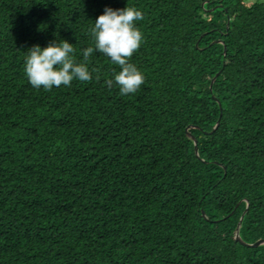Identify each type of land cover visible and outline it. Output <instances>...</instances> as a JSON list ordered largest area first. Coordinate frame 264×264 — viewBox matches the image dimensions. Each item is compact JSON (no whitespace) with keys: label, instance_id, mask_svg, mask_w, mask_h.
I'll list each match as a JSON object with an SVG mask.
<instances>
[{"label":"trees","instance_id":"trees-1","mask_svg":"<svg viewBox=\"0 0 264 264\" xmlns=\"http://www.w3.org/2000/svg\"><path fill=\"white\" fill-rule=\"evenodd\" d=\"M138 8L128 58L50 90L26 49L92 44ZM240 240L237 239L239 220ZM264 0H0V264H264Z\"/></svg>","mask_w":264,"mask_h":264},{"label":"clouds","instance_id":"clouds-1","mask_svg":"<svg viewBox=\"0 0 264 264\" xmlns=\"http://www.w3.org/2000/svg\"><path fill=\"white\" fill-rule=\"evenodd\" d=\"M142 19V12L134 6L117 9L106 6L92 21V44L80 50L79 62L73 57V43L64 39L53 40L44 47L38 44L28 47L23 57V73L28 84L47 91L61 85L67 87L73 80L88 82L92 78L88 59L99 53L119 69L105 83L109 87L115 84L122 96L135 93L144 82V75L128 58L142 42L136 24Z\"/></svg>","mask_w":264,"mask_h":264},{"label":"water","instance_id":"water-1","mask_svg":"<svg viewBox=\"0 0 264 264\" xmlns=\"http://www.w3.org/2000/svg\"><path fill=\"white\" fill-rule=\"evenodd\" d=\"M242 219H243V217H241V219L239 220L240 222H239V226H238V230H237V234H236L238 240H240L239 227H240V225L242 223V221H241ZM261 244H264V242H258L256 245H261Z\"/></svg>","mask_w":264,"mask_h":264}]
</instances>
